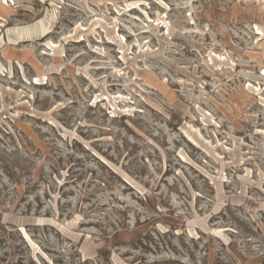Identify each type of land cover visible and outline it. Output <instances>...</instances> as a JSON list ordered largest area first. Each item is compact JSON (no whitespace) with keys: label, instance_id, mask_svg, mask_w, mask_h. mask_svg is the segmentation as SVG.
Instances as JSON below:
<instances>
[{"label":"rangeland","instance_id":"374dc122","mask_svg":"<svg viewBox=\"0 0 264 264\" xmlns=\"http://www.w3.org/2000/svg\"><path fill=\"white\" fill-rule=\"evenodd\" d=\"M0 264H264V0H0Z\"/></svg>","mask_w":264,"mask_h":264},{"label":"bare ground","instance_id":"6f19581e","mask_svg":"<svg viewBox=\"0 0 264 264\" xmlns=\"http://www.w3.org/2000/svg\"><path fill=\"white\" fill-rule=\"evenodd\" d=\"M45 31H46V30H45ZM45 31H44V32H45ZM45 33H46V32H45Z\"/></svg>","mask_w":264,"mask_h":264}]
</instances>
